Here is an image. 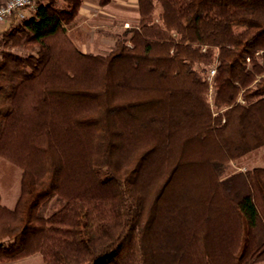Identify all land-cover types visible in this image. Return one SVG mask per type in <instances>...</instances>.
<instances>
[{"label": "trees", "instance_id": "obj_1", "mask_svg": "<svg viewBox=\"0 0 264 264\" xmlns=\"http://www.w3.org/2000/svg\"><path fill=\"white\" fill-rule=\"evenodd\" d=\"M135 1L105 55L67 36L81 0L0 31V263H264V168L220 178L264 146V0Z\"/></svg>", "mask_w": 264, "mask_h": 264}, {"label": "rangeland", "instance_id": "obj_2", "mask_svg": "<svg viewBox=\"0 0 264 264\" xmlns=\"http://www.w3.org/2000/svg\"><path fill=\"white\" fill-rule=\"evenodd\" d=\"M89 2H96V0H89ZM115 9L120 11V9H124V12L127 14L122 15L119 13L114 18L113 25L107 24V20H96L90 22H78L74 20L71 22L69 26H67V36L72 41V43L77 44V40H81L85 45L82 50L86 53L90 54H100L105 55L110 50H112L113 46H110L111 43H114L116 38L122 34V32L135 25L137 22L134 20V17L131 14L133 11L131 9V3L125 2V5L114 2ZM160 13V9L156 6L153 17L155 20L158 19V15ZM79 25V28H77ZM71 29H73L71 31ZM109 40V42L107 41ZM110 44V45H109ZM194 68L201 73V75L208 81L209 87V101L211 102L213 96V89L211 87L213 74L211 73L214 70V64H212L208 68H202L200 65H195ZM254 167L264 168V146L251 151L250 153L234 160L229 163L222 171L220 178H224L230 176L234 173L244 172L252 170ZM20 170L13 166L12 164L0 159V193L5 194L3 192V188L10 191V195L17 192V189H20L19 184ZM3 206H6L4 204ZM60 207V203L55 199H52L49 202V205L45 209L44 215L48 216L53 211L57 210ZM17 264H42V259L40 255L36 254L33 256H29L23 259L18 260Z\"/></svg>", "mask_w": 264, "mask_h": 264}, {"label": "crops", "instance_id": "obj_3", "mask_svg": "<svg viewBox=\"0 0 264 264\" xmlns=\"http://www.w3.org/2000/svg\"><path fill=\"white\" fill-rule=\"evenodd\" d=\"M6 1L7 0H0V5L4 4ZM114 2L120 3L122 5H125V2L131 3L130 7L133 11L131 14H133L132 16L134 17V20H136V22H137L138 13L136 10V1L135 0H112L109 4H107L106 6H103V7H100L98 5V0H96V2H89V0H81V5L78 9V13L75 16L74 20H77L80 23V22H90V21L96 20V18H98L99 20H103V21L107 20V22L106 21H104V22H106L107 24H110L112 26L115 16H117L119 13L121 14V16L127 14V12H124V9H120V11H118L119 9L116 10L115 6H114ZM8 25H9V22H6L4 25H2L0 27V31L4 30ZM77 28H79V25ZM72 30L73 29H71V31ZM107 41L109 42L108 39H107ZM76 43L77 44H75V42H74L75 47L79 51L86 53L85 51L82 50V47L84 48L85 44L80 39L77 40ZM113 45H114V43H111L110 46H113ZM96 54H98V53H96ZM254 168H261V167H254ZM20 175H21V171H20ZM19 184H20V177H19ZM19 191H20V189H17V192H19ZM3 192H5L4 195L0 193V205L2 207H5L6 209H9V210L13 209V207H14L17 199H18L19 193H17V194L15 193V195H13V194L10 195V191L6 190L5 188H3ZM4 204H6V206H3ZM17 262L18 261L14 262V264H17ZM0 264H3V263H0Z\"/></svg>", "mask_w": 264, "mask_h": 264}, {"label": "built area", "instance_id": "obj_4", "mask_svg": "<svg viewBox=\"0 0 264 264\" xmlns=\"http://www.w3.org/2000/svg\"><path fill=\"white\" fill-rule=\"evenodd\" d=\"M35 0H7L0 5V27L6 22L22 21L33 11ZM214 75V70L211 71Z\"/></svg>", "mask_w": 264, "mask_h": 264}]
</instances>
